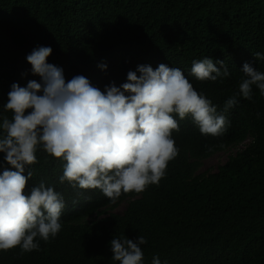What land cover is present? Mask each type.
<instances>
[{"label": "trees", "instance_id": "obj_1", "mask_svg": "<svg viewBox=\"0 0 264 264\" xmlns=\"http://www.w3.org/2000/svg\"><path fill=\"white\" fill-rule=\"evenodd\" d=\"M38 46L52 48L47 62L62 67L66 81L83 75L101 90L126 82L140 64L180 68L223 113L244 63L264 72V60L253 57L264 53V0H0V124L12 116L3 110L11 85L40 81L26 60ZM205 57L225 61L230 75L196 80L192 61ZM237 100L223 113L230 125L221 136L176 116L179 154L165 177L115 204L99 189L60 183L65 162L38 146L28 189L43 181L63 196L62 227L38 251H0V264H119L110 241L123 235L146 238L142 264L154 256L161 264H264V96L253 86L251 101ZM242 144L217 170H200L204 159ZM123 201V212H108Z\"/></svg>", "mask_w": 264, "mask_h": 264}, {"label": "clouds", "instance_id": "obj_2", "mask_svg": "<svg viewBox=\"0 0 264 264\" xmlns=\"http://www.w3.org/2000/svg\"><path fill=\"white\" fill-rule=\"evenodd\" d=\"M51 53V47L38 46L26 56L40 81L13 83L3 105L12 116L4 115L0 124V251H38L40 240L47 242L61 230L63 196L43 181L28 189L38 146L65 162L60 183L99 189L115 204L122 194L142 193L165 177L168 163L179 154L172 136L180 131L176 116L191 117L202 135L221 136L230 125L223 113L238 103L237 95L251 101L255 86L264 96V72L247 62L238 92L218 113L180 68L140 64L127 72L126 82L117 86L111 81L101 90L83 75L66 81L63 68L47 62ZM253 57L264 60V53ZM97 67L107 71L104 62ZM191 75L202 82H223L230 72L225 61L205 57L192 61ZM146 243L142 235L135 240L115 236L112 260L142 264L141 245ZM152 264H161L159 256Z\"/></svg>", "mask_w": 264, "mask_h": 264}, {"label": "rangeland", "instance_id": "obj_3", "mask_svg": "<svg viewBox=\"0 0 264 264\" xmlns=\"http://www.w3.org/2000/svg\"><path fill=\"white\" fill-rule=\"evenodd\" d=\"M242 145L238 146H232L231 148L227 149L226 151H220L216 154H214L211 157H208L202 161V166L200 170H210V171H215L217 170L218 166L222 163H224L230 154H234L238 149H240ZM126 205V201H123L119 203L116 207L109 208L108 212H111L114 210L115 212H123L124 208Z\"/></svg>", "mask_w": 264, "mask_h": 264}]
</instances>
